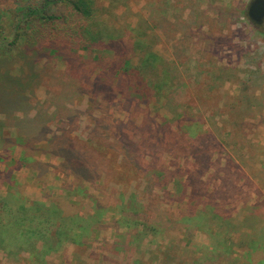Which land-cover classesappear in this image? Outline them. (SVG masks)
Segmentation results:
<instances>
[{"label":"rangeland","instance_id":"rangeland-1","mask_svg":"<svg viewBox=\"0 0 264 264\" xmlns=\"http://www.w3.org/2000/svg\"><path fill=\"white\" fill-rule=\"evenodd\" d=\"M93 1L122 34L104 61L128 69L78 96L76 58L42 59L29 111L0 102V264H264V22L248 19L251 0ZM55 111L37 136L69 139L65 164L50 141L26 153L11 140Z\"/></svg>","mask_w":264,"mask_h":264},{"label":"trees","instance_id":"trees-1","mask_svg":"<svg viewBox=\"0 0 264 264\" xmlns=\"http://www.w3.org/2000/svg\"><path fill=\"white\" fill-rule=\"evenodd\" d=\"M109 29L106 28L104 22L98 23L95 19L93 0H0V102L6 112L11 113L19 110L26 114L29 111L30 97L26 95V91L33 94L39 78L38 72L33 70V67L36 62L42 59L60 58L66 65L68 58H76L78 66L82 68L81 71H84L80 73L82 77L80 85L73 86V92L78 96L89 91L88 86L81 93V88L90 78L98 82L95 85H111L116 80H120L116 77L128 69V61L125 59L119 67H113L104 61L108 57V50H111V44L122 38V34L118 30ZM13 60L15 63H9ZM146 62L148 64V61ZM11 64L18 66L17 71H11ZM107 69L113 70L112 77L100 74V71ZM89 72H91L90 75H88ZM14 74H18V76ZM161 89L160 82L153 84L154 93L161 96L163 93ZM58 98L61 99V96L58 95ZM57 104L55 109L58 108ZM60 106L69 112L68 117L71 110ZM56 114L57 111L51 115H46L44 112L43 115H38L41 119L32 120L31 122L35 123L40 121L38 129L32 137L22 129L24 123L17 124V130L11 140L14 144L23 147V152L26 153L32 146H36V142L43 146L50 141L53 143V150L62 151L59 156L62 159V164H65L72 150L70 140L67 139L66 144H61L57 139H54V136L48 140L39 137L45 134L46 121L55 117ZM18 118L29 124V119ZM176 118L178 117L166 118V120H175ZM38 134L39 136H37ZM79 149L81 152L75 151L74 155L80 154L84 157L86 153L81 146ZM2 159L3 157L0 156V161ZM18 162L19 165L27 164L24 153ZM88 173L85 174L89 176ZM75 176L80 179V175L75 174ZM89 180L91 181V179ZM21 213L26 215L23 205H19V213L15 217L18 224L23 220ZM8 223L9 221L0 218L1 244L11 234L10 229L6 227ZM21 231L20 237L25 239L22 242L27 243L33 237L34 232L29 228H24ZM14 240L18 243L21 242L17 238ZM6 253L9 256H16L18 250L6 249Z\"/></svg>","mask_w":264,"mask_h":264},{"label":"water","instance_id":"water-1","mask_svg":"<svg viewBox=\"0 0 264 264\" xmlns=\"http://www.w3.org/2000/svg\"><path fill=\"white\" fill-rule=\"evenodd\" d=\"M247 16L252 23H261L264 19V0H251L247 7Z\"/></svg>","mask_w":264,"mask_h":264},{"label":"flooded vegetation","instance_id":"flooded-vegetation-1","mask_svg":"<svg viewBox=\"0 0 264 264\" xmlns=\"http://www.w3.org/2000/svg\"><path fill=\"white\" fill-rule=\"evenodd\" d=\"M264 22V19L262 20V22L261 23H254L256 26H260L262 23Z\"/></svg>","mask_w":264,"mask_h":264}]
</instances>
